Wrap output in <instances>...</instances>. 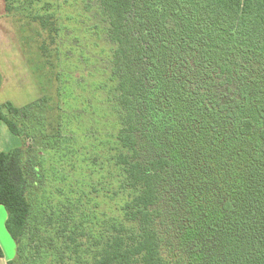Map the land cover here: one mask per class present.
<instances>
[{
	"label": "trees",
	"instance_id": "trees-1",
	"mask_svg": "<svg viewBox=\"0 0 264 264\" xmlns=\"http://www.w3.org/2000/svg\"><path fill=\"white\" fill-rule=\"evenodd\" d=\"M16 3L5 0V12L33 8ZM98 6L116 46L97 88L121 110L114 142L124 196L118 216L93 219V237L78 220L58 226L72 264H264V0ZM48 102L2 103L0 122L24 141L43 136L35 128ZM27 155L23 146L0 151V205L15 246L7 264H29L35 244ZM33 259L42 260L38 248Z\"/></svg>",
	"mask_w": 264,
	"mask_h": 264
},
{
	"label": "rangeland",
	"instance_id": "rangeland-1",
	"mask_svg": "<svg viewBox=\"0 0 264 264\" xmlns=\"http://www.w3.org/2000/svg\"><path fill=\"white\" fill-rule=\"evenodd\" d=\"M23 3L26 0H18L16 5L21 8ZM32 5L29 11L8 14L5 0H0V104L23 107L47 97L45 124L35 128L42 134L45 129L44 137L24 141L0 122V151L23 146L27 157L34 159L29 199L36 214L35 244L29 264H72V254L56 236L58 226L78 220L83 228H92L89 236L93 237L98 230L93 219L118 216L116 208L124 196L123 176L115 165L119 148L114 142L121 128V110L115 95L108 99L97 88L110 75L116 46L108 38L109 25L98 0H32ZM33 15L42 16L46 25L33 20ZM53 21L57 35L50 31ZM108 85L112 89L115 84ZM35 113L42 116L40 111ZM5 219L0 205V264L15 256ZM91 243L89 239L88 247ZM37 248L42 260L34 261ZM86 249L78 252L85 254L82 258Z\"/></svg>",
	"mask_w": 264,
	"mask_h": 264
}]
</instances>
